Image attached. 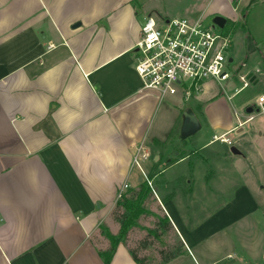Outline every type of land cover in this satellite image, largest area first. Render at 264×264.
I'll use <instances>...</instances> for the list:
<instances>
[{"label": "crops", "instance_id": "obj_1", "mask_svg": "<svg viewBox=\"0 0 264 264\" xmlns=\"http://www.w3.org/2000/svg\"><path fill=\"white\" fill-rule=\"evenodd\" d=\"M183 1L198 3L185 9L189 18L226 20L233 78L255 77L258 65V84L264 29L244 24L250 6L264 0ZM154 13L134 0H0V264H106L100 250L110 240L102 227L119 233L113 212L125 184L124 196L149 186L133 165L144 153L142 167L155 183L149 187L180 239L178 255L162 264H218L228 248L210 240L260 210L247 185L221 206L197 207L199 199L213 201L211 191L196 187L203 163L181 155L187 144L174 146L183 140L185 114L209 123L225 87L209 79L189 99L144 88L136 71L139 17ZM238 124L204 143L195 139L194 149L212 150ZM130 249L120 243L109 264H137ZM246 263L239 257L232 264Z\"/></svg>", "mask_w": 264, "mask_h": 264}, {"label": "rangeland", "instance_id": "obj_2", "mask_svg": "<svg viewBox=\"0 0 264 264\" xmlns=\"http://www.w3.org/2000/svg\"><path fill=\"white\" fill-rule=\"evenodd\" d=\"M134 2L141 10L144 8L154 10L153 16L159 23H162L166 18L188 17L184 13L185 9L198 4L183 3L185 2L183 0H134ZM213 19L214 17L206 19V24H212ZM139 22L144 23V15L139 17ZM244 27L251 31L264 29V6H250ZM253 61L256 62V60ZM258 68H260L258 65L252 66V71L255 72ZM231 80L230 83L229 81L222 83L225 90L220 86L223 89L224 100L217 112H211L210 122L203 121L202 129L194 136L185 140L178 139L174 148L180 151L184 144H187V150L183 151L181 155L190 154L191 158L188 160L200 159L203 163L202 167L196 169L198 177L203 175L201 183H198L196 187L200 191H211L213 201L199 199L198 204L195 201L197 207L203 203H206L203 206L207 205L209 208L221 206L231 198L237 188L245 185L252 190L261 206L259 211L241 218L238 223L227 228L225 232H219L210 240L213 241L212 243H223L226 246L224 247L228 248V251H219L221 261L218 264H232L239 257H244L246 264L249 262L264 264V112L255 110L252 113L254 119L246 121L249 117L246 112L247 107H253L251 104L254 102V98L259 96L261 91L264 92V77H260L258 84H252L238 95L229 98L234 90L242 85L239 77ZM217 87L220 89L219 86ZM199 94L196 93L195 97H198ZM175 97L179 98V96ZM239 121L242 122V126H238L234 132L228 135L233 141L231 146L217 141L216 147L212 150L194 149L195 139H200V142L204 143L210 140L214 134L223 132L227 123L231 122V124L237 125ZM239 128H242L243 131H238ZM231 147L238 148L243 156L246 155V158L232 154ZM177 160L178 158H172L173 162ZM234 168L236 171L232 172ZM157 171L158 168H152L151 173ZM152 186L154 187L155 183ZM153 195L155 199L149 198L142 205L145 213L138 217L137 225L130 228L126 240L127 244L136 250L138 257L145 259L146 264H162L163 257L179 247L180 239L172 230L158 228L157 225L163 219L165 212L155 193ZM131 196L130 192L126 195L127 198ZM124 213L125 208L120 207L117 215L123 217ZM117 225L119 227L120 223L118 222ZM151 229H158V235L150 233ZM142 241H145L146 248L142 247ZM229 252L233 254V257L227 256ZM223 253L224 255H222ZM185 261V264H193L189 260Z\"/></svg>", "mask_w": 264, "mask_h": 264}, {"label": "built area", "instance_id": "obj_3", "mask_svg": "<svg viewBox=\"0 0 264 264\" xmlns=\"http://www.w3.org/2000/svg\"><path fill=\"white\" fill-rule=\"evenodd\" d=\"M205 21L202 17H184L166 18L159 23L152 15L145 18L141 38L135 47L136 71L145 89L156 90L162 97L173 96L182 91L185 98L189 99L198 93L204 82L209 79L225 83L234 77L236 73L230 58L231 36L223 33L213 22L206 24ZM259 72H254L255 77ZM255 77L241 75L242 85L235 89L234 95L254 84ZM252 106L254 111L264 112V94L258 96ZM252 113L247 114L249 117L246 121L254 119ZM238 126L241 127L242 122ZM219 140L229 146L233 144L228 134ZM148 158V153H144L143 158L137 156L133 165L153 188L142 167V161ZM128 187L129 185L125 184L119 190L118 200L124 197Z\"/></svg>", "mask_w": 264, "mask_h": 264}, {"label": "trees", "instance_id": "obj_4", "mask_svg": "<svg viewBox=\"0 0 264 264\" xmlns=\"http://www.w3.org/2000/svg\"><path fill=\"white\" fill-rule=\"evenodd\" d=\"M226 25V23H225ZM153 191L152 189L146 184L141 183L139 185V189L132 193L130 198L124 196L121 200L118 201L116 208L113 212V216L117 222L120 223V231L117 235H113L107 228L102 227V234L105 235L110 240V247L105 250H100V255L104 259L106 264L112 259V256L120 243H125L127 238V233L131 227L137 225L136 220L141 214L145 213V209L142 206L147 199L152 198ZM120 207L125 208V213L123 217L118 216L117 212ZM158 228H166L169 229L171 227V222L167 216H165L159 223ZM150 233L158 235V229H151ZM143 248H146L145 241L141 242ZM132 257L137 262V264H146L145 259H141L138 257L136 250L130 249ZM179 250L177 252H169L163 257V261L168 262L171 259L175 258L178 255ZM165 254V253H164Z\"/></svg>", "mask_w": 264, "mask_h": 264}, {"label": "water", "instance_id": "obj_5", "mask_svg": "<svg viewBox=\"0 0 264 264\" xmlns=\"http://www.w3.org/2000/svg\"><path fill=\"white\" fill-rule=\"evenodd\" d=\"M213 23L216 24L218 27L221 29L224 28L226 20L222 17H215L213 19ZM254 111L253 107H247L246 112L251 114ZM202 125L198 119V117L191 111H188L185 114V120L181 129V138L183 140L188 139L189 137L193 136L196 134L200 129ZM230 151L234 155H242V152L236 148V147H231Z\"/></svg>", "mask_w": 264, "mask_h": 264}]
</instances>
